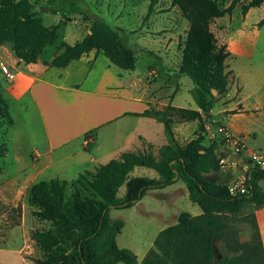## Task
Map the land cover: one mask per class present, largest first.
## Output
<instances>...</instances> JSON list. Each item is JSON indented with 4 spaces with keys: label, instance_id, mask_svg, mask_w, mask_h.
Listing matches in <instances>:
<instances>
[{
    "label": "trees",
    "instance_id": "16d2710c",
    "mask_svg": "<svg viewBox=\"0 0 264 264\" xmlns=\"http://www.w3.org/2000/svg\"><path fill=\"white\" fill-rule=\"evenodd\" d=\"M72 3L71 0H64ZM239 0L224 8L216 0H173L189 22L183 44L179 68L171 71L163 67L168 76L189 77L194 88L192 94L197 109L179 108L168 104L164 109L151 107L139 116L149 117L164 125L167 143L156 156L152 145L144 151L123 152L118 158L101 164L93 171L80 174L75 180L59 178L34 183L28 191L32 213L48 227L36 229L32 236L40 256L35 264H264V247L255 213L241 216L250 204L264 205V170L251 168L248 173L249 192L232 195L229 182L213 180L210 175L221 171L223 164L219 150L221 140L215 136L205 145L207 123L213 128V109L217 96L228 91L229 75L226 60L230 53L226 45H218L211 23L214 19L232 14ZM264 0H249L243 14L260 7ZM152 1L147 17L154 10ZM89 21V32L74 44L62 42L51 61V67H67L72 61L95 50L103 52L110 63L123 70H134L136 51L120 32L104 18L93 17L79 8ZM264 26V18L259 22ZM58 26L44 25L32 0H0V45L10 43L19 60L29 64L41 58L45 48L58 40ZM149 57L157 55L150 51ZM149 69H154L149 66ZM0 118L11 125L7 101L0 95ZM198 121L192 137L180 143L174 125ZM96 130L85 135L93 137ZM0 156L5 155L1 149ZM152 169L157 177L136 176L137 168ZM2 168L0 167V174ZM182 180L189 199L202 213L194 216L181 212L177 223L162 229L142 261L128 248L117 243L125 222L113 220L111 209H127L154 189H164ZM125 187L122 194L121 189ZM241 220L249 223L251 238L241 242L231 223Z\"/></svg>",
    "mask_w": 264,
    "mask_h": 264
},
{
    "label": "crops",
    "instance_id": "0c3cea01",
    "mask_svg": "<svg viewBox=\"0 0 264 264\" xmlns=\"http://www.w3.org/2000/svg\"><path fill=\"white\" fill-rule=\"evenodd\" d=\"M46 8L42 6L46 14L44 16L40 14V17L44 25L58 26V40L45 48L38 62L27 64L19 60L10 43L0 45L1 71L5 77L0 95L7 101L13 121L5 135L6 151L1 157L7 159L11 168H15V171L6 174L5 168L1 167L0 183L5 180L6 184H0V195L7 205L14 207L18 206L17 201L23 195H27L30 187L36 182L55 178L70 182L80 174L88 170L93 171L99 165L118 158L123 152L144 151L147 144L159 149L167 143L164 125L152 118L137 114L151 107L164 109L168 104L185 108L183 105L173 103L175 93L180 90L179 85H175V92H170L175 80L163 79V76L167 77L164 71L161 75L159 69L150 70L149 66H152L150 61H147L146 79L157 77L154 85L145 83L147 80L141 81L139 75L134 73L136 67L134 70L120 69L111 64L103 52L97 53L95 50L83 55L79 60L72 61L67 67L45 65L44 61H51L54 58L60 44L67 42L64 36L60 37V30L62 25L70 22L62 16L60 21L46 24L45 18L49 20L51 7ZM71 32L78 36L77 28H72ZM82 39L83 37H80L74 43ZM180 61L177 64L178 68ZM165 65L162 61V67ZM232 69L235 86L232 91L229 76L228 91L223 97L228 103L222 112L224 115L222 123L217 122L213 112L212 120L216 124L226 125L232 132L241 135L248 149L264 150L254 148L248 142V133L254 130L248 127V123L251 119H255V115L264 119V80L260 88L246 96L245 101L243 100L245 83L242 78L251 79L255 69L251 65L247 68L241 67L240 71L232 65ZM8 72L14 74L13 79L7 77ZM160 80H165L167 85L160 83ZM162 84L165 88L161 90L168 91L166 94H160ZM251 100L253 103L247 104ZM230 103H234V106L229 107ZM24 114L29 116L30 124L32 116H36L39 129L33 134L26 130L23 134L17 133V140H14L12 133L19 119L26 120L22 117ZM239 121L244 123L243 127L235 123ZM198 126V121L176 123L174 125L176 139L180 143L187 142L195 136ZM206 127L208 132L204 143L209 145L215 137V127L213 128L211 123H207ZM92 130L96 131L91 137L92 142L87 146L85 135ZM253 141L264 147V141L258 139V136ZM31 142L34 146L28 150L27 147ZM221 149L223 151V148ZM24 162L28 163L27 170L19 171L20 164ZM233 171L235 168L226 163L223 164L220 172L213 173L210 177L216 175L217 181L229 182L233 178ZM47 173L49 177L44 179ZM40 178L41 180H38ZM201 213L202 210L192 215L197 216ZM255 213L264 247V208L256 210ZM17 227L26 232L27 225L24 218ZM18 248V253L24 255V247L20 245ZM149 249L145 251L142 259ZM23 262L32 263L26 257Z\"/></svg>",
    "mask_w": 264,
    "mask_h": 264
},
{
    "label": "rangeland",
    "instance_id": "374dc122",
    "mask_svg": "<svg viewBox=\"0 0 264 264\" xmlns=\"http://www.w3.org/2000/svg\"><path fill=\"white\" fill-rule=\"evenodd\" d=\"M71 1L72 3L65 2L64 0H32L36 6V10L43 16L46 12L42 10V6L44 8L51 7L50 14H48L49 20L45 18L46 24L56 23V21L62 19V16L70 21L69 24L62 25L60 30V37L64 36V39L70 44L80 37H84L90 25L81 12L77 11L78 8L93 17L104 18L112 28L120 32L123 38L136 51L137 62L134 73L139 75L141 81L147 80V61L151 62L154 69H159L158 71L161 72V75L163 73L162 64L152 63L156 62V59L155 57H149L147 52H154L160 60L164 61L165 67L171 71L178 68L177 64L181 60L189 22L183 16L180 8L173 5V0H154L156 4L149 17H147V14L153 0ZM216 1L226 8L231 5L233 0ZM248 2L249 0H239L232 14L214 19L210 26L215 34L218 45H226L230 53L226 64L230 72L232 91L235 86L232 65L235 66L237 71H240L241 67L245 66L247 68L249 65L255 69L254 76L251 79L242 78L245 83L243 96V100L245 101L246 96L251 91L260 88L264 80V26L259 27L258 25L264 18V3L260 7L250 9L244 15L242 10ZM72 28H77L78 36L71 32ZM168 78L175 80L174 86L169 90L170 92H175L176 84L179 85L180 89L175 93L176 96H174L173 103L183 105L185 108L196 109L197 106L192 94L194 88L193 81L186 76L176 79L171 73L167 77L163 76V79L167 80ZM4 79L0 62V91L5 83ZM156 79L157 77L151 78L145 81V83L154 85ZM160 83L167 85L165 80H160ZM161 86L160 90L165 88V85L162 84ZM166 92L168 91L163 89L160 94H166ZM215 95L217 96V102L213 113L217 122L222 123L224 116L222 112L228 101H224V96ZM249 103H253V101H248L247 104ZM228 106L232 107L234 103H230ZM22 117H25L26 120H18L15 129L17 132L14 131L12 133L14 140H17V133L23 134V131L26 130L31 131L30 133L33 134V132L39 129L36 116H32L31 124L29 116L24 114ZM254 118L248 123V127L256 131L253 130L251 133H248V142L254 148L264 149L262 145H258L253 141L257 136L258 139L264 141V119L256 115ZM235 123L242 127L244 126L242 121ZM9 127H11V124L6 119L0 118V146L4 151L6 149L4 138ZM33 146L34 144L31 142L27 149L30 150ZM158 150L157 148L152 149L156 156L158 155ZM221 150H219L220 153L222 152ZM20 166L21 169H18L19 171L25 170L28 168V163H21ZM0 167L5 168L4 173L6 174L13 172L15 169L11 168L7 159L1 156ZM48 175L49 173L45 175L44 179H47ZM134 175L157 177V173L154 170L142 167L137 168ZM211 178L215 181L218 180L216 175H212ZM38 180H41V178ZM0 184H6L5 180L1 181ZM262 187L264 189V182L262 183ZM124 191L125 187L121 189V193L123 194ZM17 202L18 206L16 207L7 205L2 195H0V248H2L0 251V264H27L23 262L25 257L28 261L32 262L31 264H35L34 258L39 257L40 253L36 249L32 233L36 229L48 227V222H42L33 215V207L29 204L27 195H23ZM263 208L264 205L256 207L254 204H250L242 210L240 215L244 216L255 213L256 210ZM181 212H188L190 214L201 212V208L190 201L188 190L182 180L164 189L150 190L142 200L131 208L111 209L110 216L112 219H121L125 222V226L117 236L118 245L122 248L131 249L140 261L145 251L152 247L157 234L162 229L175 224L177 221L176 217ZM23 218L27 225L26 232L19 230L17 227L22 223ZM231 226L237 232V237L241 242L250 240L251 229L249 223L234 220ZM9 243L12 245H9ZM20 245L24 247V255L18 253ZM27 251L30 253H27Z\"/></svg>",
    "mask_w": 264,
    "mask_h": 264
},
{
    "label": "built area",
    "instance_id": "2783aa9c",
    "mask_svg": "<svg viewBox=\"0 0 264 264\" xmlns=\"http://www.w3.org/2000/svg\"><path fill=\"white\" fill-rule=\"evenodd\" d=\"M9 79L14 78V74L7 73ZM214 134L222 143L224 150L219 155L222 164H231L235 168L233 178L229 181V190L232 195L247 194L249 192L248 173L251 168H260L264 170V150L248 149L244 138L237 135L224 124H217L214 128ZM92 138L86 140L88 146ZM247 160V161H246Z\"/></svg>",
    "mask_w": 264,
    "mask_h": 264
},
{
    "label": "water",
    "instance_id": "95a60500",
    "mask_svg": "<svg viewBox=\"0 0 264 264\" xmlns=\"http://www.w3.org/2000/svg\"><path fill=\"white\" fill-rule=\"evenodd\" d=\"M45 9H47V8H45ZM216 94V93H215Z\"/></svg>",
    "mask_w": 264,
    "mask_h": 264
}]
</instances>
